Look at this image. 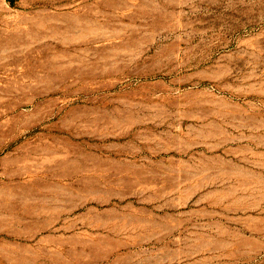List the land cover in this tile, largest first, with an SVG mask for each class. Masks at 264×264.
Here are the masks:
<instances>
[{"label": "rangeland", "instance_id": "374dc122", "mask_svg": "<svg viewBox=\"0 0 264 264\" xmlns=\"http://www.w3.org/2000/svg\"><path fill=\"white\" fill-rule=\"evenodd\" d=\"M0 264H264V0H0Z\"/></svg>", "mask_w": 264, "mask_h": 264}]
</instances>
